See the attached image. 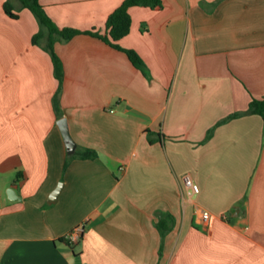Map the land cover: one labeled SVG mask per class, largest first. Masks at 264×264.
Masks as SVG:
<instances>
[{"label":"crops","instance_id":"0c3cea01","mask_svg":"<svg viewBox=\"0 0 264 264\" xmlns=\"http://www.w3.org/2000/svg\"><path fill=\"white\" fill-rule=\"evenodd\" d=\"M123 1L38 3L59 30L104 34ZM5 2L0 264H264V122L246 114L252 98L264 99V0L131 7L117 44L138 55L142 70L79 34L52 45L60 82L47 35L32 44L36 18L16 0L17 18H9ZM232 114L239 115L222 123ZM84 149L97 158L67 162ZM185 175L197 195H186ZM80 225L81 239L68 244Z\"/></svg>","mask_w":264,"mask_h":264},{"label":"trees","instance_id":"16d2710c","mask_svg":"<svg viewBox=\"0 0 264 264\" xmlns=\"http://www.w3.org/2000/svg\"><path fill=\"white\" fill-rule=\"evenodd\" d=\"M16 1H18V3L20 4L21 9L28 10L36 18L38 25L40 27L39 32L32 39V44L34 45L38 44V41L41 39L42 35L44 34L47 35L46 51L49 53L51 57L54 74L59 82L62 79V67L60 61L58 60L57 56L53 51L52 45L56 38L61 42H67L70 39H72L74 36L79 34H85L91 37L98 38L99 40L113 47L114 49L124 52L127 55L129 61L132 63V65L142 70L143 64L140 58L138 57V55L134 51L124 50L120 48L117 42L123 37H125L129 32V28H130V17L128 15L129 8L144 7V8L155 9L161 6L160 0H124L121 6L118 9H116L112 14L109 15L105 24V33L100 34L96 31L80 32L72 29L59 30L46 17L43 9L38 3V0H16ZM3 9H4V13L9 18L11 19L17 18V15L13 13L14 7L11 3V0H6ZM56 100L57 99L55 97L54 99L55 107L57 106ZM246 114L257 115L264 122V99L258 100L252 98L248 104V109L246 111ZM238 115L239 114H232L228 116L225 120H223L222 123L227 120L233 119ZM208 137H209V133H208ZM97 156L98 155L95 151L84 149L81 153L75 154V156L74 155L68 156L67 162L76 157L82 160H93L96 159ZM157 228L162 235L167 230L164 221L162 219L158 223Z\"/></svg>","mask_w":264,"mask_h":264},{"label":"built area","instance_id":"2783aa9c","mask_svg":"<svg viewBox=\"0 0 264 264\" xmlns=\"http://www.w3.org/2000/svg\"><path fill=\"white\" fill-rule=\"evenodd\" d=\"M182 184L184 191L187 196L192 197L198 194V186L193 182L190 176L185 175L182 177ZM209 220V214L207 212H201L200 221L202 224L207 223ZM84 232V226L80 225L73 229L70 233L65 236V241L70 244H77L81 239Z\"/></svg>","mask_w":264,"mask_h":264},{"label":"water","instance_id":"95a60500","mask_svg":"<svg viewBox=\"0 0 264 264\" xmlns=\"http://www.w3.org/2000/svg\"><path fill=\"white\" fill-rule=\"evenodd\" d=\"M57 126H58L60 133L62 135L67 154H72L75 151L76 144L74 143V141L72 140V138L69 134L66 119L62 118V119L58 120ZM61 187H62V184H59V186L56 188V190H54V192L50 196L49 202H55L57 200L58 195L61 191ZM9 194L10 193H7L8 198L11 199Z\"/></svg>","mask_w":264,"mask_h":264}]
</instances>
